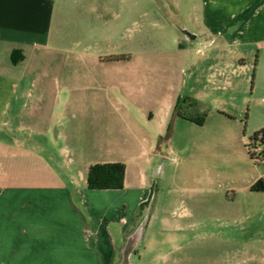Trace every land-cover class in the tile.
<instances>
[{"label": "rangeland", "instance_id": "1", "mask_svg": "<svg viewBox=\"0 0 264 264\" xmlns=\"http://www.w3.org/2000/svg\"><path fill=\"white\" fill-rule=\"evenodd\" d=\"M103 5V15L109 18L116 13L113 21L117 24L122 21V8L127 7L124 31H103L105 26L100 23L87 43L94 46L104 64L130 59L135 66L142 62L146 72V79L129 87L128 93L135 99L128 107L139 103L138 95L143 91L172 94L176 105L169 127L158 136L150 155H145L141 143L129 140L130 127L134 133L148 131L135 111L126 115V103H122L125 92L110 86L85 90L82 85H69V90L76 93L108 92L119 98L115 159L125 162L122 164L135 177L129 181L130 188L137 185L142 172L150 192L156 194L151 223L144 244L133 256L134 264H157L165 249L155 242L171 236L181 239V251L176 256L181 264L193 261L194 255L198 263L205 262L208 245L222 252L239 250L264 257V208L256 206L264 205V196L259 202L249 193L250 187L264 182V163L253 162L248 154L251 138L264 130V13L258 19L247 12L237 20H215L212 10L218 5L209 0H130L127 4L118 0ZM91 6L68 1L70 29L97 24ZM71 32L70 41L74 43L77 31ZM211 40L215 45L209 48ZM74 49L72 53L77 56L79 49ZM60 57L52 53L46 58ZM38 59L44 62L45 53ZM39 72L45 73V68H39ZM67 124L82 128L86 138L93 133L89 131L92 123L85 117L70 116ZM154 133L150 130L151 135ZM128 143H132L129 148ZM106 150L56 148L55 166L66 168L71 177L79 179L81 174L87 176L89 163L97 162L100 151ZM159 167L163 178L153 176ZM167 205L171 207L161 208ZM174 214L181 230L161 227L159 219L171 221ZM141 215L140 210L130 231L120 239L116 264L120 263L127 235Z\"/></svg>", "mask_w": 264, "mask_h": 264}, {"label": "crops", "instance_id": "2", "mask_svg": "<svg viewBox=\"0 0 264 264\" xmlns=\"http://www.w3.org/2000/svg\"><path fill=\"white\" fill-rule=\"evenodd\" d=\"M68 1L0 0V264H116L119 241L130 231L150 196L142 172L137 176V185L130 188L129 181L135 177L128 166L120 190L90 189L88 174L78 179L71 177L66 168L55 166L53 149L66 147L107 149L100 151V159L90 162L89 168L125 163L116 160L113 152L117 147L119 98L108 92L76 93L69 90L70 84L82 85L85 90L100 85L125 92L122 103H126V115L135 111L149 132L134 133L132 127L129 131V140L141 143L145 155H150L158 136L175 115V98L161 92L141 90L139 103L130 109L127 104L135 97L128 93L129 87L147 78L142 62L135 66L133 60L121 59L104 64L94 46L87 43L100 23L105 26L103 31H124L127 7L122 8V21L117 24L113 21L118 17L116 13L109 18L103 15V4L118 0H78L92 4L90 13H94L97 24L75 30L68 25ZM120 1L127 4L130 0ZM209 2L218 5L212 10L215 20H237L247 12L258 19L264 13V0ZM205 15L209 19L208 11ZM71 31H77L74 43L70 41ZM214 45L213 40L209 41V48ZM74 48L79 49L77 56L72 53ZM41 53H45L44 62L38 59ZM52 53L60 54V59L46 58ZM39 68H45L46 74ZM77 115L92 123L90 137L86 138L82 128L68 126L69 117ZM253 187L249 193L262 202L264 188ZM256 206L264 208L260 203ZM172 220L163 218L159 223L168 231L171 227L180 231L176 214ZM144 239L145 235L142 245ZM180 240L175 236L157 238L155 243L165 249L157 264H181L176 258L181 251ZM205 255V262L198 263L194 255L193 261L184 264H264L261 254L222 252L209 245Z\"/></svg>", "mask_w": 264, "mask_h": 264}, {"label": "trees", "instance_id": "3", "mask_svg": "<svg viewBox=\"0 0 264 264\" xmlns=\"http://www.w3.org/2000/svg\"><path fill=\"white\" fill-rule=\"evenodd\" d=\"M248 154L253 162L257 164L264 163V130L257 132L251 138V143L248 147ZM126 170V166L122 163L93 165L89 168L88 171V187L93 190L123 189L125 183ZM263 188V181H260L255 186L256 190ZM153 194L154 191H152L151 197ZM148 202L141 206V211H143L144 207L148 204Z\"/></svg>", "mask_w": 264, "mask_h": 264}, {"label": "water", "instance_id": "4", "mask_svg": "<svg viewBox=\"0 0 264 264\" xmlns=\"http://www.w3.org/2000/svg\"><path fill=\"white\" fill-rule=\"evenodd\" d=\"M153 176L156 178H163L164 175L162 173V167L157 168ZM155 202L156 194H153L148 204L144 207L142 215L136 221L133 230L126 237V244L121 250V259L119 264L135 263L133 256L136 252V249L142 245Z\"/></svg>", "mask_w": 264, "mask_h": 264}]
</instances>
